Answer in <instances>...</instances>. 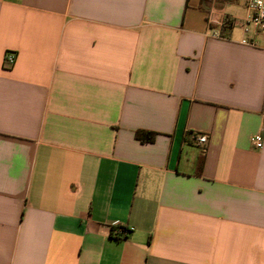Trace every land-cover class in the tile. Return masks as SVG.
Returning a JSON list of instances; mask_svg holds the SVG:
<instances>
[{
  "label": "crops",
  "instance_id": "1",
  "mask_svg": "<svg viewBox=\"0 0 264 264\" xmlns=\"http://www.w3.org/2000/svg\"><path fill=\"white\" fill-rule=\"evenodd\" d=\"M246 18L241 0H0V264H264Z\"/></svg>",
  "mask_w": 264,
  "mask_h": 264
},
{
  "label": "built area",
  "instance_id": "2",
  "mask_svg": "<svg viewBox=\"0 0 264 264\" xmlns=\"http://www.w3.org/2000/svg\"><path fill=\"white\" fill-rule=\"evenodd\" d=\"M241 1L243 2V4L247 9V18L244 22L240 24L243 33H247L249 31V28L252 27L255 33H261L264 35V0H241ZM230 24H232V22ZM212 35L219 36V33L214 31ZM241 43L250 46H255L257 44V41L254 38L251 39L242 38ZM4 60L7 63L12 62L13 54L9 52L6 53ZM192 138L195 140V142L198 145H203L206 142L205 134L197 133L194 134ZM251 144L255 148H261L262 137L259 134L252 136ZM126 229L127 231L122 233L121 228L117 227L115 233L118 235L122 234V236H124L130 231L131 228H126Z\"/></svg>",
  "mask_w": 264,
  "mask_h": 264
},
{
  "label": "trees",
  "instance_id": "3",
  "mask_svg": "<svg viewBox=\"0 0 264 264\" xmlns=\"http://www.w3.org/2000/svg\"><path fill=\"white\" fill-rule=\"evenodd\" d=\"M226 25L229 24L228 22H225ZM225 27V26H224ZM157 135V132L154 131H149V130H143V129H137L134 131V137L136 140H138L141 143H145V142H152L154 141L155 137ZM122 230V233L127 231V229L125 227H120ZM117 229V227H112L111 228V236L115 239H121L124 238L126 235L122 236V234H116L115 230Z\"/></svg>",
  "mask_w": 264,
  "mask_h": 264
}]
</instances>
